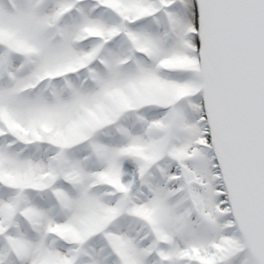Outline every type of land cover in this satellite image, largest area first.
<instances>
[{"label": "snow or ice", "instance_id": "obj_1", "mask_svg": "<svg viewBox=\"0 0 264 264\" xmlns=\"http://www.w3.org/2000/svg\"><path fill=\"white\" fill-rule=\"evenodd\" d=\"M0 264H264V0H0Z\"/></svg>", "mask_w": 264, "mask_h": 264}]
</instances>
